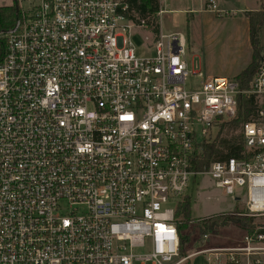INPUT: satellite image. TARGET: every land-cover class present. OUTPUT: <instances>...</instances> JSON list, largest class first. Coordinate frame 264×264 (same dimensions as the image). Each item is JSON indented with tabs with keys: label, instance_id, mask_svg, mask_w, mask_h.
Wrapping results in <instances>:
<instances>
[{
	"label": "built area",
	"instance_id": "2783aa9c",
	"mask_svg": "<svg viewBox=\"0 0 264 264\" xmlns=\"http://www.w3.org/2000/svg\"><path fill=\"white\" fill-rule=\"evenodd\" d=\"M16 3L0 32V264H183L169 201L200 176L242 200L244 216H264V56L247 90L223 76L193 90L185 34L132 24L125 0ZM124 21L149 34L151 54L136 55ZM243 94L255 109L236 132L240 156L197 171ZM197 253L259 264L264 235Z\"/></svg>",
	"mask_w": 264,
	"mask_h": 264
},
{
	"label": "rangeland",
	"instance_id": "374dc122",
	"mask_svg": "<svg viewBox=\"0 0 264 264\" xmlns=\"http://www.w3.org/2000/svg\"><path fill=\"white\" fill-rule=\"evenodd\" d=\"M10 1V5H12L14 0ZM19 1L23 0H16V2ZM205 1L164 0L161 1V6L167 12L158 16L159 30L162 33L182 32L187 38L186 61L188 69L196 71L197 75L194 78H189L186 85L193 90L200 86V82L208 74L219 75L222 71L229 73V71L235 70L239 57L247 51V18L244 11L264 9V0H214L217 9L222 11L219 15L215 12L195 13L190 11H197L200 4L201 9L206 11ZM121 32L125 41L134 46L137 56L151 54L145 48L147 43L145 40L149 34L144 29L136 28L124 21ZM259 46L261 47L260 56L264 53V25L259 34ZM237 130L236 128L233 131L235 135ZM226 131H228V126L222 130L220 137H223ZM185 194L190 197L191 218L186 229L181 231V234L187 238L181 247V257L189 253H197L210 246L240 247L244 245L246 232L233 223L225 225L218 223L209 231H203L198 225V221H202L201 219L210 217L216 219L218 215L232 214L234 211L244 213L242 200L233 201L230 195H225L222 190L214 186V181L209 176H200L194 179ZM178 201V199H171L169 203L175 205ZM253 222L254 224H264V216L254 218ZM188 258L183 264H208L207 259H210L209 262L214 264L213 256L208 253L197 254L189 260ZM261 260L264 262V256H261Z\"/></svg>",
	"mask_w": 264,
	"mask_h": 264
},
{
	"label": "trees",
	"instance_id": "16d2710c",
	"mask_svg": "<svg viewBox=\"0 0 264 264\" xmlns=\"http://www.w3.org/2000/svg\"><path fill=\"white\" fill-rule=\"evenodd\" d=\"M125 4L126 10L123 12V16L129 22L136 26L143 22L153 34H158L159 24L157 13L160 10L159 0H125ZM18 13L19 10L16 0H14L12 5L0 6V32L7 31L13 26ZM245 16L248 20L251 60L249 64L234 77L242 90H247L249 88V82L261 57L264 56V53L259 56V52L261 51V47L259 46V34L264 25V11L257 10L245 12ZM4 49V41L0 39V60L3 57ZM254 109V97L252 95L243 94L237 97L235 117L228 123L220 124V129L215 139L209 143H205L201 151L197 152L196 162L194 164V168L197 171L206 170L212 161L240 156L242 142L240 136L238 134L235 135L233 131L236 128L238 129L241 123L253 118ZM227 126L228 131H226L223 137H220L222 130ZM190 218V197L187 195L182 197L174 211V222L179 234L180 252L182 245L187 240L186 236L181 234V231L186 229ZM211 219L210 217L198 221L199 228L203 231H209L212 230L214 226L218 225V223L220 225L233 223L244 230L246 234L264 235V224H254V218L244 216L243 212L234 211L232 214L218 215L216 219ZM185 256L186 255L183 257Z\"/></svg>",
	"mask_w": 264,
	"mask_h": 264
},
{
	"label": "crops",
	"instance_id": "0c3cea01",
	"mask_svg": "<svg viewBox=\"0 0 264 264\" xmlns=\"http://www.w3.org/2000/svg\"><path fill=\"white\" fill-rule=\"evenodd\" d=\"M10 0H0V6H8L10 5ZM201 4H200V7L197 11H194V10H190V11H193V12H202V13H210L209 11H203L201 9ZM260 10H263L264 9H260ZM250 11H253V10H250ZM244 12H249V11H244ZM246 49L247 51H245V53L241 54L242 56L239 57V62L237 63V65L235 66V70L233 72L229 71V73L227 72H220L219 75H214V74H208L207 78H212V77H215V76H223V77H231V78H234L240 71H242L250 62L251 60V47H250V43H249V36H248V20L246 19ZM226 248H233V247H224V246H210V247H207L205 249H226ZM204 250V249H203ZM197 254H200V253H189L187 254L186 256H189L188 260L189 259H192L193 257L197 256ZM194 255V256H193ZM185 256V257H186ZM192 256V257H190ZM261 256H264V254H261L260 256H257V258L259 259V264H262L264 263L262 260H261ZM210 260V259H209ZM209 260L207 259V262L208 264H212L209 262ZM214 264H225L226 263V256H224L223 254L220 255L219 257V261L215 262L213 261ZM241 264H245L244 262V259L242 260Z\"/></svg>",
	"mask_w": 264,
	"mask_h": 264
}]
</instances>
